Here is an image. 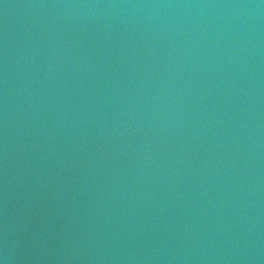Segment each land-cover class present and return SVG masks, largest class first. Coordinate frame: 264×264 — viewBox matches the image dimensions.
Instances as JSON below:
<instances>
[{"label":"clouds","instance_id":"obj_1","mask_svg":"<svg viewBox=\"0 0 264 264\" xmlns=\"http://www.w3.org/2000/svg\"><path fill=\"white\" fill-rule=\"evenodd\" d=\"M264 264V0H0V264Z\"/></svg>","mask_w":264,"mask_h":264},{"label":"water","instance_id":"obj_2","mask_svg":"<svg viewBox=\"0 0 264 264\" xmlns=\"http://www.w3.org/2000/svg\"><path fill=\"white\" fill-rule=\"evenodd\" d=\"M10 3H23L26 0H9ZM2 253V250H0ZM15 259L11 264H38L37 261L33 260L32 257L35 255L33 252L27 249H17L15 252Z\"/></svg>","mask_w":264,"mask_h":264}]
</instances>
